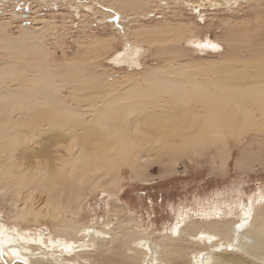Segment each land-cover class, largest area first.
Masks as SVG:
<instances>
[{"label":"bare ground","instance_id":"1","mask_svg":"<svg viewBox=\"0 0 264 264\" xmlns=\"http://www.w3.org/2000/svg\"><path fill=\"white\" fill-rule=\"evenodd\" d=\"M6 28L1 23L0 50L15 63L24 61L25 71L20 74L9 61L0 66V198L9 200L16 218L28 222L44 216L55 223L48 234L0 223L1 248L30 264H264L262 204L250 218L240 210L239 223L226 215L213 217L214 212L198 221L178 219V225L158 237L156 247L144 230L136 232L130 225L122 207L115 222L101 230L95 229L97 222L86 226L79 219L88 194L106 186L118 189L122 162L145 183L141 172L155 163L152 159L166 160L181 150L203 155L208 151L204 142L210 140L216 147L223 143L211 159H216V169L226 170L228 140L263 132L264 76L258 72L264 66H235L227 78L216 74L213 64L204 69L195 63L192 72L176 65L148 68L143 61L150 50L130 48L108 63L130 69L144 64L147 70L124 83L114 75L88 78V67L60 74L43 44L46 26L25 27L17 38ZM181 31L173 30L172 45L180 44ZM211 53L222 55L223 49ZM205 70L207 75L194 74ZM8 79L20 87L4 85ZM237 166L246 168L248 161ZM194 244L211 250L190 257Z\"/></svg>","mask_w":264,"mask_h":264},{"label":"rangeland","instance_id":"2","mask_svg":"<svg viewBox=\"0 0 264 264\" xmlns=\"http://www.w3.org/2000/svg\"><path fill=\"white\" fill-rule=\"evenodd\" d=\"M142 1L0 0V25H8L6 33L12 38L19 37L25 27L46 26L43 44L49 52V61L60 74L78 72L76 67H88V78L109 75L112 79L114 75L123 82L142 75L147 67L186 66L192 72L189 68L200 63L203 67L215 65L216 74L227 78L234 73L235 66H264V0H144L147 2L141 5ZM127 3L132 5L128 7ZM180 28L181 42L172 45L173 30L180 31ZM159 35H164V39L159 40ZM130 48L150 50L143 61L146 68L144 64L140 69H130L108 63ZM214 48H222L223 54H207L218 50ZM9 54L0 50L1 67L5 62H16ZM14 65L19 66L20 74L25 71L24 61L17 60ZM205 71L194 74L207 75L208 70ZM258 76H264V71H259ZM18 83L8 79L4 85L18 88ZM258 136L264 137V129L228 140L230 158L226 170L216 169V159H211L223 143L216 147L210 140L204 142L208 151L203 155L181 150L166 160L152 159L155 163L141 172L148 180L145 183L132 176L131 165L122 162L124 174L118 189L106 186L88 194L82 201L80 222L86 226L97 222L100 226L95 229L101 230L102 225L115 222L117 211L122 207L128 213L130 225L136 232L144 230L154 247L161 241L159 236L168 234L179 224L178 219L198 221L214 212L213 217L226 215L230 222L235 218L232 222L239 223L248 209L264 206V138L252 140ZM241 160H247L249 166L239 168L237 162ZM13 213L9 200L0 198V223L7 227L16 226L23 231L34 228L48 234L55 223L39 216V219H29L28 225L24 217L16 218ZM193 247L188 251L190 257L193 252L211 250L197 244ZM0 264L30 262L0 247Z\"/></svg>","mask_w":264,"mask_h":264},{"label":"snow or ice","instance_id":"3","mask_svg":"<svg viewBox=\"0 0 264 264\" xmlns=\"http://www.w3.org/2000/svg\"><path fill=\"white\" fill-rule=\"evenodd\" d=\"M212 47H215V45H212ZM246 216H248L249 218L251 217V210H249L248 213H246ZM244 225L241 224L239 227H243Z\"/></svg>","mask_w":264,"mask_h":264}]
</instances>
